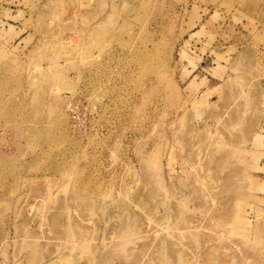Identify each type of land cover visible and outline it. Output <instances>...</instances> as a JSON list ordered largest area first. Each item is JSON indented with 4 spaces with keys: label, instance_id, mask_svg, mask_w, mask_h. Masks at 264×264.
I'll return each instance as SVG.
<instances>
[{
    "label": "rangeland",
    "instance_id": "obj_1",
    "mask_svg": "<svg viewBox=\"0 0 264 264\" xmlns=\"http://www.w3.org/2000/svg\"><path fill=\"white\" fill-rule=\"evenodd\" d=\"M0 264H264V0H0Z\"/></svg>",
    "mask_w": 264,
    "mask_h": 264
},
{
    "label": "built area",
    "instance_id": "obj_2",
    "mask_svg": "<svg viewBox=\"0 0 264 264\" xmlns=\"http://www.w3.org/2000/svg\"><path fill=\"white\" fill-rule=\"evenodd\" d=\"M79 102H81V101L80 100H69V99H67L66 105H65V110H67L73 116L74 115L75 106Z\"/></svg>",
    "mask_w": 264,
    "mask_h": 264
},
{
    "label": "crops",
    "instance_id": "obj_3",
    "mask_svg": "<svg viewBox=\"0 0 264 264\" xmlns=\"http://www.w3.org/2000/svg\"><path fill=\"white\" fill-rule=\"evenodd\" d=\"M200 76H201V77L199 78V79H200V81H199V82H204V81H205V79H203V78H204V77H207V76H206V75L204 76L203 74H200ZM201 78H202V79H201Z\"/></svg>",
    "mask_w": 264,
    "mask_h": 264
}]
</instances>
